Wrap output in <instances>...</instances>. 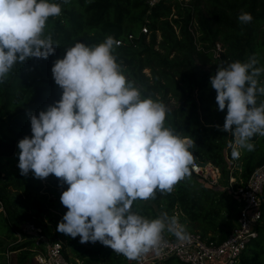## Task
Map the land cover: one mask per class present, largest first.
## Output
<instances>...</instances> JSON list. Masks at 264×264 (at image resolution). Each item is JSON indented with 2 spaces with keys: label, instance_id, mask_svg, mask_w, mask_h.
Instances as JSON below:
<instances>
[{
  "label": "trees",
  "instance_id": "16d2710c",
  "mask_svg": "<svg viewBox=\"0 0 264 264\" xmlns=\"http://www.w3.org/2000/svg\"><path fill=\"white\" fill-rule=\"evenodd\" d=\"M50 2L62 9L59 16L49 17L45 28L54 42V54L15 64L0 84V264H36L29 224L60 242L69 264L129 261L99 242L82 244L79 236L58 232L57 224L67 211L60 195L68 185L51 174L35 178L31 170L22 176L18 168V141L32 135L29 114L38 115L61 97L62 89L51 73L54 62L76 42L94 46L108 36L122 42L114 46L113 55L126 78L142 96L166 105L165 126L194 139L193 159L210 162L220 172V186H213L189 166L190 175L171 193L157 191L154 199L134 201L131 210L148 219L167 213L188 234L199 232L208 242L221 243L238 225L242 207L225 186L230 176L234 188L242 185L264 163V137L252 138L254 151L241 149L239 159L232 157L235 137L220 131L227 109L217 110L210 76L218 65L247 62L253 56L256 67L264 68V0H159L152 7L143 0ZM241 11L251 13V23L238 21ZM258 81L264 86V73ZM256 101L259 106L264 95L257 94ZM261 208L258 235L234 264H264V200ZM156 264L185 263L170 257Z\"/></svg>",
  "mask_w": 264,
  "mask_h": 264
},
{
  "label": "clouds",
  "instance_id": "9594fccd",
  "mask_svg": "<svg viewBox=\"0 0 264 264\" xmlns=\"http://www.w3.org/2000/svg\"><path fill=\"white\" fill-rule=\"evenodd\" d=\"M61 11L50 0H0V84L15 64L54 54L45 28ZM237 19L248 24L253 17L241 11ZM116 43L111 36L94 46L76 42L54 62L51 73L61 97L38 115L29 114L32 135L18 141V168L22 176L31 170L35 178L51 174L68 185L60 195L67 211L58 232L139 261L159 255L165 231L181 243L189 239L175 216L148 219L131 208L157 191L171 193L190 175L195 142L165 126L166 105L142 96L126 78L113 55ZM257 63L253 56L218 65L210 76L217 110L227 109L220 131L235 137L234 159L239 149L255 150L254 136L264 137V102L256 101L264 95L258 86L264 68Z\"/></svg>",
  "mask_w": 264,
  "mask_h": 264
},
{
  "label": "built area",
  "instance_id": "2783aa9c",
  "mask_svg": "<svg viewBox=\"0 0 264 264\" xmlns=\"http://www.w3.org/2000/svg\"><path fill=\"white\" fill-rule=\"evenodd\" d=\"M149 7L159 0H143ZM142 32L146 33L145 27ZM133 36L129 35L128 39ZM117 45L122 44L117 41ZM193 173L203 177L210 185L220 186V172L210 162L202 166L200 161L193 159L190 164ZM234 178L229 177V189L238 201L242 203L238 225L231 230L226 239L216 244L208 242L199 232L189 233V239L179 242L172 234L164 232V244L159 255L149 253L139 261H128L127 264H156L167 258L175 257L185 264H234L248 243L257 237L258 226L262 217L264 200V163L255 168L242 185L234 188ZM0 210L2 206L0 205ZM28 229L33 233L35 261L37 264H69L61 252V243L51 241L40 227L29 224Z\"/></svg>",
  "mask_w": 264,
  "mask_h": 264
},
{
  "label": "rangeland",
  "instance_id": "374dc122",
  "mask_svg": "<svg viewBox=\"0 0 264 264\" xmlns=\"http://www.w3.org/2000/svg\"><path fill=\"white\" fill-rule=\"evenodd\" d=\"M185 1H187V0H185ZM147 74H148V72H149V70L148 69H145L144 70ZM173 102V100H171V102H170V104ZM234 148H237V145H236V143H235V141H234V143H232V146H231V153H232V150L234 149ZM18 151H19V148L17 149ZM239 151H240V153H241V149H239ZM41 192L43 193L44 192V188L41 190ZM45 193H47L48 194V196H49V198H52L53 197V195H52V193L49 191V190H47ZM56 212H57V210H55ZM47 236V235H46ZM48 237V236H47ZM252 244V241L248 244V246L249 245H251ZM34 249V248H33ZM34 258H35V255H34ZM37 264V263H36Z\"/></svg>",
  "mask_w": 264,
  "mask_h": 264
},
{
  "label": "water",
  "instance_id": "95a60500",
  "mask_svg": "<svg viewBox=\"0 0 264 264\" xmlns=\"http://www.w3.org/2000/svg\"><path fill=\"white\" fill-rule=\"evenodd\" d=\"M196 159V158H195ZM197 160V159H196ZM200 164L202 165V166H204L205 165V162H202V161H200Z\"/></svg>",
  "mask_w": 264,
  "mask_h": 264
}]
</instances>
